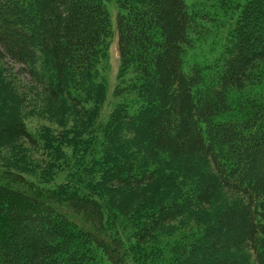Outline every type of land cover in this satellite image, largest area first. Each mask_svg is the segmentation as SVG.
I'll use <instances>...</instances> for the list:
<instances>
[{
  "label": "trees",
  "instance_id": "obj_1",
  "mask_svg": "<svg viewBox=\"0 0 264 264\" xmlns=\"http://www.w3.org/2000/svg\"><path fill=\"white\" fill-rule=\"evenodd\" d=\"M108 1L0 0V264H264V0H112L113 20ZM113 35L99 153L86 135ZM198 39L209 60L188 55ZM38 91L87 122L34 134L23 112ZM25 146L66 179H28Z\"/></svg>",
  "mask_w": 264,
  "mask_h": 264
},
{
  "label": "rangeland",
  "instance_id": "obj_2",
  "mask_svg": "<svg viewBox=\"0 0 264 264\" xmlns=\"http://www.w3.org/2000/svg\"><path fill=\"white\" fill-rule=\"evenodd\" d=\"M107 9L109 10L111 14V18L113 20L114 14L117 11L114 1L111 0L107 2ZM211 25L206 26V29H208L209 34L213 35L215 33H213L214 28L211 27ZM194 27L201 31V33L199 34V38L203 37L204 25H202L200 22L198 23L196 22L194 24ZM211 45L212 43H210L209 41L202 43V41L198 39L192 45V49H195L194 52L193 53L189 52L188 55L193 54L194 56H192V58L195 57L194 60L195 59L209 60V56H213L211 54L215 53L214 51L209 52ZM218 45H219V41L213 43V47L217 48ZM18 66L19 65H16V68ZM118 70H119V59L117 52V39L116 36L113 35L108 41L107 58L104 61V66L101 70L102 72L101 76L105 81L106 88H105V98L102 101L101 106L99 107V114L97 117L98 124H95V126L91 129V131L86 135L90 138L92 144H95V148L98 150L97 152L99 153L101 150L100 148L102 146L101 143H103L102 130L104 129V126L107 123L111 115V112L113 111L114 107L117 105V99L113 95L114 92L113 88L117 83ZM13 72H16L15 67ZM26 76L25 73L20 75V77H23L24 82L26 81L25 78ZM32 99H33L32 101L33 104L31 105H34L35 108H31V106L29 105L26 107V111H24L23 113L25 115V121L28 126V129L32 131L34 134H37L38 130H42L44 128L56 130V133H58V131H61L62 128L65 129V128H70L72 126H74L77 129H81L79 125L83 122H87V119L83 116V113L79 111L77 108L69 106L65 100H59L58 102L46 100L45 96L41 94L39 91L34 92V95L31 96V100ZM44 130L48 133L47 129ZM16 146H21V141L18 142V145ZM5 150L6 149H0V159L4 155L8 154ZM20 151H21L20 154L17 153V151H15L16 152L15 161L20 162V164H18L17 167L18 169L20 168L22 170L24 169L28 179L44 180L50 186L57 185L59 182L64 181L66 179L69 170L65 166L60 165L57 168H52V167H49L47 169L46 167L43 168L46 165L45 161L47 162V158H50V156L54 154L50 152L49 149H44L42 153L41 149L25 146ZM73 151L74 149L70 148L69 146L67 152L72 157L75 154ZM79 153H82V151L78 150V154ZM10 158H11L10 156L8 157V159L5 157V160L11 161ZM206 169L211 170L210 164L207 165ZM41 173H46V175L49 177L41 178ZM231 197H232L231 194L228 193L224 194L225 200L231 199ZM108 229L109 231L114 232L111 229L110 225L108 226ZM172 231H174L173 233H176L175 235H173L174 237L181 233V230L179 231L178 229V224L175 225V228ZM122 236H123L122 237L123 248L124 250H126V248H129L135 242L133 228H128L127 231L122 234ZM168 237H169V233H167V235H161V236L158 235V240H163V242H167L171 239V237L170 238ZM251 264H256L253 258H251Z\"/></svg>",
  "mask_w": 264,
  "mask_h": 264
}]
</instances>
